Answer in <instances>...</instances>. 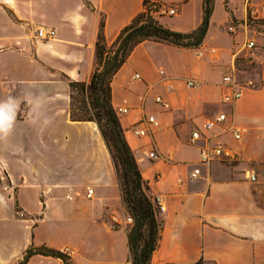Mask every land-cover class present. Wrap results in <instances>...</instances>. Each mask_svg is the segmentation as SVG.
Wrapping results in <instances>:
<instances>
[{"label": "crops", "instance_id": "obj_1", "mask_svg": "<svg viewBox=\"0 0 264 264\" xmlns=\"http://www.w3.org/2000/svg\"><path fill=\"white\" fill-rule=\"evenodd\" d=\"M152 1L177 7V14L168 19L154 14L171 30L191 32L203 21L204 0ZM221 1L226 20L211 40L219 35L228 43L208 41L214 6L200 48L223 50L222 60L215 62L210 54L200 58L198 49L145 41L112 80L114 109L128 108L119 116L126 140L150 196L165 208L158 215L160 241L150 264H264V58L256 60L247 79L255 88L247 89L234 107L224 105L223 78L232 72L238 78L239 72L238 54L226 50L232 45L238 51L242 43L245 49L248 39L241 28L233 37L224 26L247 24L249 10L244 0ZM144 2L0 0V46L5 47L0 51V74L5 72L8 79L0 84V105L8 104L14 113L6 155L0 142V167L22 211L39 215L36 227L49 224L73 235L50 248L70 249L74 264H128L130 228L110 151L96 123L72 121L71 91L63 75L88 83L96 68L102 20L106 44L112 46L144 11ZM40 28L54 30V38H38ZM160 71L173 83V92L167 91ZM190 79L199 86L187 88ZM158 95L170 102V110L155 102ZM222 113L227 120L212 135L229 156L202 166L201 175L192 179L202 147L189 144L192 132ZM149 116L159 127L147 137L133 134ZM232 127L242 131L241 141L235 140ZM153 150L161 159L147 156ZM250 170L256 172L257 182L246 178ZM88 188L94 190L91 198ZM30 200L38 204L37 213L28 206Z\"/></svg>", "mask_w": 264, "mask_h": 264}, {"label": "trees", "instance_id": "obj_2", "mask_svg": "<svg viewBox=\"0 0 264 264\" xmlns=\"http://www.w3.org/2000/svg\"><path fill=\"white\" fill-rule=\"evenodd\" d=\"M215 0H204V18L191 32L171 30L144 9L120 33L112 46H107L102 20L96 43V68L90 81L76 82L63 75L71 91V119L74 122H94L110 151L117 171L123 203L133 219L128 230L130 256L128 264H150L160 241L161 223L157 200L150 194L132 148L128 144L120 117L112 104V80L127 62L134 49L145 41H154L179 48L199 49L206 38L214 12ZM235 21V20H234ZM76 92L82 96L78 110L92 116L81 117L76 112ZM59 259L71 264V257L62 251L42 246H30L18 264H29L34 256Z\"/></svg>", "mask_w": 264, "mask_h": 264}, {"label": "rangeland", "instance_id": "obj_3", "mask_svg": "<svg viewBox=\"0 0 264 264\" xmlns=\"http://www.w3.org/2000/svg\"><path fill=\"white\" fill-rule=\"evenodd\" d=\"M231 1L235 2L236 0ZM244 3L246 6H248L249 11L251 9L259 10L264 4V0H244ZM172 7L175 8V5ZM175 9L177 10V7ZM226 9H228L227 6ZM163 16H167V19L169 17L167 14ZM224 20H226V14L223 2L221 0H216L214 15L215 24L212 28L210 38L208 40L211 44L226 45L228 43V40L226 38H219V35H217L216 41L212 42L211 40L214 36H216V34H219L218 29L221 28L219 26ZM229 23L231 22L226 23L224 26L225 33L228 31L227 28ZM241 30L245 33L246 39H255L257 45L259 46L258 49H254L250 52L243 49L242 43L239 45L238 51H236V49L234 48V46L232 47V45L230 48H228V51L226 50V53H229V55L231 52L238 54L239 60L236 62L239 69L238 79L242 82H245L247 79H250V76L252 75L251 72H254L256 60L264 58V20H253L248 16L247 28L241 27ZM231 36L236 37V35ZM233 40L235 42V39ZM208 46L209 45H207L206 47ZM2 50H5V47L0 46V51ZM196 52L197 51H195L194 54H196ZM220 53L223 54V50L219 51V56L217 58L212 57V60L215 62H219L220 60H222V54ZM189 59H191V56L189 57ZM7 80L8 79L5 72L3 74H0V84L5 83ZM74 97L77 114L81 117H85L87 115L92 116L91 113L85 114L78 110L82 101V96L79 94V92H76ZM19 117H21V114ZM97 128L99 129L98 125ZM5 139L6 136L5 138L4 136H0L2 150L6 155L7 146H5ZM15 195L16 193L9 188V178L7 174H5L3 168L0 167V264H18L19 260L23 257L24 252L30 246L45 245L47 247H50V244L59 245L73 238L72 234L62 229L58 230V227L56 226L41 224L36 227L40 219L39 215L24 213L18 205L16 198L14 197ZM27 204L30 207L31 211H33V213L38 212L39 207L35 201L30 200ZM129 217H131L129 214L126 215L125 225L131 228L134 222H127V219ZM57 250L62 251V249ZM69 251L72 252L70 249ZM21 254L22 256L20 257V259L17 260ZM51 260L56 259L38 255L34 256L32 264H57L55 261ZM70 261L71 264H74V259L72 260V257Z\"/></svg>", "mask_w": 264, "mask_h": 264}, {"label": "built area", "instance_id": "obj_4", "mask_svg": "<svg viewBox=\"0 0 264 264\" xmlns=\"http://www.w3.org/2000/svg\"><path fill=\"white\" fill-rule=\"evenodd\" d=\"M144 9L147 11H150L151 15L154 16V14H161V15H168V16H174L177 14V10L175 8L169 9L167 6L153 2L152 0H145L144 2ZM248 16L250 19L253 20H264V6H261L259 10L251 9L248 13ZM241 27H247V24H240L236 22H231L228 25V33L232 35H236ZM37 36L40 39L43 40H50L54 38L55 31L54 30H46L44 28H40L37 30ZM257 47V43L255 39H247L245 43V49L252 51ZM207 54H210L212 57L217 58L219 56V50L216 48H199L197 55L198 57L202 58L205 57ZM233 54V53H231ZM160 74L163 75V78L166 79L164 71H160ZM135 79L140 80V75H135ZM166 82V88L167 91L173 92L174 91V85L171 81H168L167 79L164 80ZM223 85L225 87V92L222 95V103L224 105H229L231 107H234L244 96V92L247 89L255 88L256 84L253 80H247L245 82L239 81L238 78L235 76L234 72L231 74H228L224 76L223 78ZM199 86V82L196 80H187L186 81V87L189 89H193L195 87ZM155 102L162 106L165 110L171 109V104L168 100H166L163 96L158 95L155 97ZM128 113V108H119L117 110V114L119 116L126 115ZM227 120V115L225 113L219 114L214 119H208L203 122L201 126L196 128L191 135V138L189 140V144L191 145H197L199 143H202V147L200 150V161L198 163V166L195 167L194 171L191 174L192 179H197L201 175V167L202 166H210L213 162L223 158L224 156H229L228 152L226 151V148L223 144L219 142H215V137L212 135V132L222 126V124ZM143 122V126L136 127L132 130L133 134H135L138 137H147L150 135L154 129L159 127V122L156 120L154 116L146 117ZM231 132L233 133V136L236 141L242 140V131L232 127ZM147 156L156 161L161 159V155L156 150H153L147 154ZM246 178L251 182H257L258 176L256 172L250 170L246 172ZM94 194V190L91 188H88L87 190V197L91 198ZM157 204L159 207L160 212H164L165 208L160 203L159 200H157ZM117 223H120L118 220L115 219ZM126 222V221H125ZM127 222L132 223L133 219L129 217L127 219ZM62 252L64 254H67L71 256V252L69 249H62Z\"/></svg>", "mask_w": 264, "mask_h": 264}, {"label": "clouds", "instance_id": "obj_5", "mask_svg": "<svg viewBox=\"0 0 264 264\" xmlns=\"http://www.w3.org/2000/svg\"><path fill=\"white\" fill-rule=\"evenodd\" d=\"M14 113L8 104L0 105V136H7L11 131Z\"/></svg>", "mask_w": 264, "mask_h": 264}]
</instances>
